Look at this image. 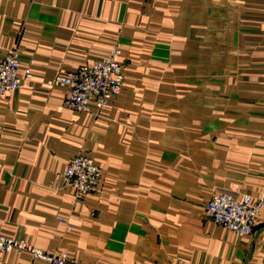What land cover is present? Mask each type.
<instances>
[{
	"label": "crops",
	"instance_id": "obj_1",
	"mask_svg": "<svg viewBox=\"0 0 264 264\" xmlns=\"http://www.w3.org/2000/svg\"><path fill=\"white\" fill-rule=\"evenodd\" d=\"M115 43L120 93L67 108L48 82ZM13 46L33 66L0 100L1 233L84 264H264V207L246 237L205 218L213 193L264 185V0H0ZM76 156L102 171L80 200L57 179Z\"/></svg>",
	"mask_w": 264,
	"mask_h": 264
},
{
	"label": "built area",
	"instance_id": "obj_2",
	"mask_svg": "<svg viewBox=\"0 0 264 264\" xmlns=\"http://www.w3.org/2000/svg\"><path fill=\"white\" fill-rule=\"evenodd\" d=\"M119 44L115 43L109 52L92 64H84L75 70L56 75L48 82L51 86L67 89L64 104L74 111H86L92 104L99 110L109 106L113 97L120 93L123 76L119 61ZM32 63L22 67L16 46L9 48L0 58V100L15 92L32 77ZM102 178L101 168L91 158L76 156L66 163L65 169L57 174V179L71 189L73 196L80 200L98 190ZM264 207V185L256 200L247 194L233 191H218L212 194L205 209L206 221L223 227L239 237L250 236L254 232L259 212ZM59 222L63 219L58 218ZM72 227H68L71 230ZM11 251L28 253L43 264H84L65 251L46 252L34 248L25 241L15 239L0 232V257ZM89 264H115L93 262Z\"/></svg>",
	"mask_w": 264,
	"mask_h": 264
}]
</instances>
